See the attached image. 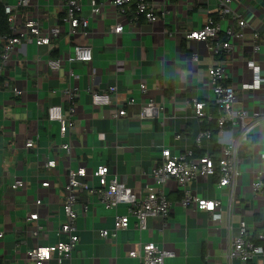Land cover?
I'll return each mask as SVG.
<instances>
[{
	"label": "crops",
	"instance_id": "0c3cea01",
	"mask_svg": "<svg viewBox=\"0 0 264 264\" xmlns=\"http://www.w3.org/2000/svg\"><path fill=\"white\" fill-rule=\"evenodd\" d=\"M91 1L80 0V14L88 17L87 35L67 33L68 24L62 22L64 0H32V5L18 12L22 20L38 19L45 27L61 23L63 30L49 45L29 42L17 47L0 75V256L5 264H28L29 248L65 239L57 227L65 216L69 168L85 167V180L97 185L93 170L108 165L109 176L116 171L142 195L155 184L152 169L164 148L179 154L194 147L201 129L194 101L214 98L208 70L225 56H215L206 41L186 38V34L201 28L209 16L218 17L219 0H151L160 14L155 21L125 16L111 0H96L104 4L93 14ZM230 6L231 11L220 20L222 31L230 24L238 29L239 18L247 24L242 37L233 41L224 82L236 86L235 108L246 109L251 117L255 111L262 116L264 83L258 90H245L241 85L253 78L249 59L264 74V49L253 50L254 33H264V0H232ZM117 23L124 25L118 34L111 31ZM75 44L91 46L92 60L70 61L68 55ZM2 47L0 41V53ZM51 57L61 58L59 70L50 69L47 61ZM116 79L115 103L93 104L92 89L101 92ZM142 82L146 92L140 89ZM73 85L80 89L74 126L62 135L59 122L48 119L47 109L60 104L67 112L71 103L65 91ZM150 98L156 107L147 106ZM122 107L126 114L114 118L112 113ZM258 118H250L255 126L240 149L241 174L231 207L229 190L217 185L216 176L191 183L199 194L220 200L214 211L183 207L182 186L169 180L164 188L172 203L167 219L149 217L147 227L139 230L130 215L128 227L112 235L116 216L128 213L127 204L106 207L83 190L75 205L80 239L71 258L58 263L54 256L45 264H141L129 251L147 242L176 252L166 258L167 264H264L262 254L247 262L227 259L231 238L241 224L253 235L264 233V195L252 185L264 168V118ZM28 139H34L35 145L27 147ZM65 142L71 143L70 153L61 146ZM203 144L213 153L211 140L204 139ZM48 159L57 161L54 169L44 166ZM18 178L23 186L13 188ZM44 180L50 185L43 186ZM37 198L42 200L40 205L35 203ZM32 212H38L36 221L27 219ZM214 214L220 218L213 219ZM36 223L43 227L38 238L30 234ZM103 229L111 231L107 238L101 235Z\"/></svg>",
	"mask_w": 264,
	"mask_h": 264
},
{
	"label": "built area",
	"instance_id": "2783aa9c",
	"mask_svg": "<svg viewBox=\"0 0 264 264\" xmlns=\"http://www.w3.org/2000/svg\"><path fill=\"white\" fill-rule=\"evenodd\" d=\"M4 2L5 12L9 15L10 32L2 35L0 41L3 42L2 51L0 53V75L3 67L7 64L11 54L20 45H25L29 42H34L37 45H49L52 38L58 37L62 30V24L57 23L52 26H43L38 19L27 18L22 20L18 12L22 7L32 5V0H17L15 4H10L6 0ZM123 15H129L134 20L144 18L149 21H155L160 17L156 11V7L151 0H111ZM232 0H219L218 17L209 16L205 24L196 30H192L186 34V38H193L206 41L209 50L217 57L225 56L218 60L216 64L209 67L208 79L210 81L214 98L213 100L219 105V113L217 116L218 131L215 134L216 144L219 149L218 156L206 150V152L197 156L194 154V149L204 147L203 140L208 142L212 139L213 132L208 128H201L194 140V147L189 150H184L179 154L171 152L170 148H164L162 155L153 165L152 174L155 184L148 186L146 192H135L131 187L127 186L122 181L116 171L111 174L108 165H99L93 170V176L98 178L97 185H90L85 179L87 171L81 166L77 169H68V180L64 187L63 208L65 216L57 227L59 235H65L64 240H59L55 244L45 245L37 243L35 246L26 251L29 259L28 264H45V262L56 256L58 263H62L65 259H70L72 251L79 241V230L77 227L78 211L75 207L79 200L80 193L87 190L92 195L97 196L98 200L106 207H117L121 203L128 206V213L117 215L112 230V235L117 230L127 228L129 225V216L133 215L136 218V227L143 230L147 227V218L161 216L164 219L169 217L172 203L164 190L169 180L176 181L182 186V195L180 203L185 208H193L194 210L214 211L215 207L220 203L218 199H209L205 195L199 194L196 189L191 187L194 180L207 179L209 176L217 177V185L221 188L229 190L230 199L229 205L234 202V195L238 186V178L241 174L240 169V149L243 143L251 135L255 123L250 120L254 118H264V114L260 116V112L255 111L253 116L249 112L240 108L234 107L237 99L236 86L225 83L224 80L228 76V65L232 61L233 41L242 37L243 29L246 26V21L242 18L238 19V29L233 24H230L224 31L220 24L230 11ZM92 13L100 11L103 2L92 0ZM82 4L80 0H64V15L63 23L68 24L67 33L70 36L82 33L87 35L89 32L88 17L82 16L80 11ZM124 29V25L117 23L111 28V31L118 34ZM222 32L224 33L222 35ZM264 49V33H254L253 50L258 53L260 49ZM226 57L228 59H226ZM93 58L92 47L85 44H75L71 49L68 59L70 61H91ZM192 59L196 61L197 55L194 54ZM50 69L56 71L61 67V58L51 57L48 59ZM247 66L252 70L253 78L251 81L242 83L241 87L245 90H258L264 83V74L261 72V67L254 62L253 59L247 61ZM117 79L114 83L109 84L103 91L98 92L92 89V102L95 105H111L116 101L118 91ZM140 89L146 92L147 85L142 82ZM15 93H22L20 90L14 89ZM70 99V106L65 112L60 104L50 105L47 109L49 120L58 121L62 135H66L70 128L74 126L73 114L77 111V98L79 97L80 89L77 85H73L65 91ZM264 95V91H263ZM133 102V98H130ZM154 98H150L147 106L156 107ZM193 108L195 116L202 121L204 118L211 116L206 114L205 102L194 101ZM125 108H119L112 113L114 118L125 115ZM181 135L177 134L179 138ZM103 137V135H101ZM35 145L34 139H28L27 147ZM67 153L71 152V143L65 142L61 145ZM264 161V152L262 153ZM57 161L48 159L45 161L46 168L54 169ZM263 174V177L261 175ZM258 177L253 181V190L261 192L264 195V168L257 174ZM43 186H49L50 181H42ZM23 186L22 179H16L12 187L19 188ZM41 198H37L35 203L40 205ZM1 203V200H0ZM39 218L38 212H32L27 218L31 221H36ZM219 214H214L213 219H219ZM108 229H103L101 235L107 238L110 235ZM43 233V227L36 223L35 227L30 230V234L38 238ZM2 236V233H0ZM258 239L264 240V233L257 235ZM264 255V243H256L253 240V233L249 231L246 224H241L237 234L233 235L230 242V248L227 253V259H239L243 262L255 259L258 255ZM132 257H138L141 264H167V257H174L176 252L171 249L161 248L154 242L139 244L138 249L129 251Z\"/></svg>",
	"mask_w": 264,
	"mask_h": 264
},
{
	"label": "trees",
	"instance_id": "16d2710c",
	"mask_svg": "<svg viewBox=\"0 0 264 264\" xmlns=\"http://www.w3.org/2000/svg\"><path fill=\"white\" fill-rule=\"evenodd\" d=\"M10 32V22H9V15L5 12L4 2L0 1V39L2 35H5ZM205 111L211 116L209 119L204 118L201 122V128H208L211 129L213 132V136L211 139V143L213 146V153H219L218 146L216 144L215 134L218 131L217 125V116L219 113V105L214 101L205 102ZM206 152V149H194V154L197 156H201ZM218 156V155H217ZM253 240L256 243H264V240L258 239L257 235H253ZM0 264H5L3 258L0 256Z\"/></svg>",
	"mask_w": 264,
	"mask_h": 264
},
{
	"label": "water",
	"instance_id": "95a60500",
	"mask_svg": "<svg viewBox=\"0 0 264 264\" xmlns=\"http://www.w3.org/2000/svg\"><path fill=\"white\" fill-rule=\"evenodd\" d=\"M150 109H151V108H148L147 111H151ZM154 110H156V109L154 108Z\"/></svg>",
	"mask_w": 264,
	"mask_h": 264
}]
</instances>
